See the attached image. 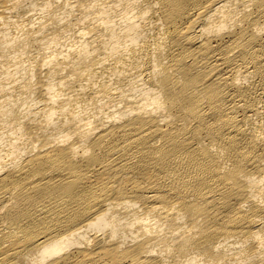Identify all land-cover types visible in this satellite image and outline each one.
I'll use <instances>...</instances> for the list:
<instances>
[{"label": "bare ground", "instance_id": "bare-ground-1", "mask_svg": "<svg viewBox=\"0 0 264 264\" xmlns=\"http://www.w3.org/2000/svg\"><path fill=\"white\" fill-rule=\"evenodd\" d=\"M0 264H264V0H0Z\"/></svg>", "mask_w": 264, "mask_h": 264}]
</instances>
